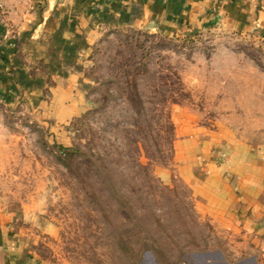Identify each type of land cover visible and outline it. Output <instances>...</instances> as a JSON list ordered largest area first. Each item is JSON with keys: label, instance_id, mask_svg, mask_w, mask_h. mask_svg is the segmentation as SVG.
<instances>
[{"label": "rangeland", "instance_id": "obj_1", "mask_svg": "<svg viewBox=\"0 0 264 264\" xmlns=\"http://www.w3.org/2000/svg\"><path fill=\"white\" fill-rule=\"evenodd\" d=\"M203 19L106 30L42 94L0 99V264H189L213 229L182 169L211 142L264 152V28Z\"/></svg>", "mask_w": 264, "mask_h": 264}, {"label": "crops", "instance_id": "obj_2", "mask_svg": "<svg viewBox=\"0 0 264 264\" xmlns=\"http://www.w3.org/2000/svg\"><path fill=\"white\" fill-rule=\"evenodd\" d=\"M0 99L24 89L42 94L47 81L68 75V65L90 53L110 29L157 25L174 32L210 12H225L229 28H264V0H1ZM55 88V87H54ZM193 156L182 179L199 218L212 232L198 234L189 264H264V152L235 146L218 161ZM192 261V262H191Z\"/></svg>", "mask_w": 264, "mask_h": 264}, {"label": "built area", "instance_id": "obj_3", "mask_svg": "<svg viewBox=\"0 0 264 264\" xmlns=\"http://www.w3.org/2000/svg\"><path fill=\"white\" fill-rule=\"evenodd\" d=\"M5 9L4 3L0 0V12H3ZM11 35V30H7L6 33L3 35V37L0 39V48L3 46V44L9 39Z\"/></svg>", "mask_w": 264, "mask_h": 264}, {"label": "trees", "instance_id": "obj_4", "mask_svg": "<svg viewBox=\"0 0 264 264\" xmlns=\"http://www.w3.org/2000/svg\"><path fill=\"white\" fill-rule=\"evenodd\" d=\"M70 155H71V154H67V153H66V154H64V156H70Z\"/></svg>", "mask_w": 264, "mask_h": 264}]
</instances>
